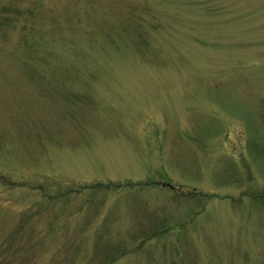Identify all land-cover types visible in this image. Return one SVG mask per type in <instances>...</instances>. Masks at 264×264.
Here are the masks:
<instances>
[{"label":"rangeland","instance_id":"374dc122","mask_svg":"<svg viewBox=\"0 0 264 264\" xmlns=\"http://www.w3.org/2000/svg\"><path fill=\"white\" fill-rule=\"evenodd\" d=\"M35 3L32 54L78 72L29 77L0 25V264H264V0L0 11Z\"/></svg>","mask_w":264,"mask_h":264},{"label":"trees","instance_id":"16d2710c","mask_svg":"<svg viewBox=\"0 0 264 264\" xmlns=\"http://www.w3.org/2000/svg\"><path fill=\"white\" fill-rule=\"evenodd\" d=\"M10 3V2H9ZM33 4V3H32ZM40 9H42L40 6H38L37 3H35L34 5H32L31 7H28L27 10H23L21 8H19L18 6H13V5H8V6H4L3 10L0 11V16L3 18V21H0V25L1 24H7L6 26H10L13 29L16 27V22L18 20V18L25 16L24 17V25L22 24L20 26V32L21 34V43H24L25 46V51L23 52L22 56H21V60L22 63L24 64H29L30 62L33 63H37L40 66L39 69H35V68H31L29 69V77H39V78H46V77H55V78H70L72 76L77 77V72H78V64L76 63L74 66H66V65H56L55 63H53L54 65L51 64V60L47 59H38L35 57V55L32 54L31 48L29 46V35L27 33H31L34 32L35 28H38V23L37 26H34L35 21L37 22L38 19H42L44 22L47 23V13H46V18H45V14H42V12H40ZM67 9V8H66ZM141 12V11H140ZM139 11L133 10V20H136V26L140 27H147L148 23H146L144 21V19L141 17L139 18ZM139 18V19H138ZM11 24V25H10ZM48 24V23H47ZM63 29H67L69 31V34L71 33L70 31H74L75 28L72 27V25H69ZM1 32V31H0ZM83 37L86 38V34H83ZM72 51V49H71ZM48 53V52H47ZM46 53V54H47ZM77 57H74L75 59H77L78 62V53H76ZM47 56V55H46ZM43 57V55H42ZM48 57V56H47ZM49 63V64H47ZM49 65V66H48ZM51 66V67H50ZM72 69H70V68ZM28 77V76H27ZM1 245V244H0Z\"/></svg>","mask_w":264,"mask_h":264}]
</instances>
